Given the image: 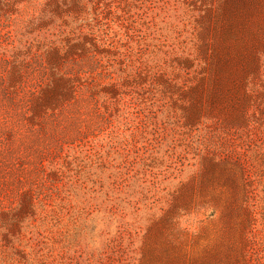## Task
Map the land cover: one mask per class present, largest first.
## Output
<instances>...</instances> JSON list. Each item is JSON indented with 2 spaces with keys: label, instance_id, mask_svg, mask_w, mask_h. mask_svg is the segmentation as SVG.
<instances>
[{
  "label": "rangeland",
  "instance_id": "obj_1",
  "mask_svg": "<svg viewBox=\"0 0 264 264\" xmlns=\"http://www.w3.org/2000/svg\"><path fill=\"white\" fill-rule=\"evenodd\" d=\"M0 264H264V0H0Z\"/></svg>",
  "mask_w": 264,
  "mask_h": 264
}]
</instances>
